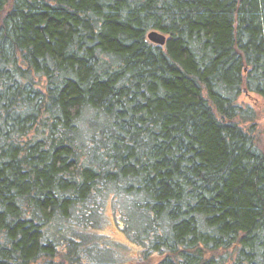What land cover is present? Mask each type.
<instances>
[{
	"label": "trees",
	"instance_id": "trees-1",
	"mask_svg": "<svg viewBox=\"0 0 264 264\" xmlns=\"http://www.w3.org/2000/svg\"><path fill=\"white\" fill-rule=\"evenodd\" d=\"M108 206L139 264H264V0H0V264H125Z\"/></svg>",
	"mask_w": 264,
	"mask_h": 264
},
{
	"label": "rangeland",
	"instance_id": "rangeland-1",
	"mask_svg": "<svg viewBox=\"0 0 264 264\" xmlns=\"http://www.w3.org/2000/svg\"><path fill=\"white\" fill-rule=\"evenodd\" d=\"M240 101L248 104H261V99L254 94H243L240 97ZM115 216L110 206H108L105 212V224L102 229V232L106 234L110 239L118 242H122L128 245L126 249H124V262L125 264H139L137 263L140 258V249L134 244L130 243L125 236L121 232L122 229L118 226L116 227ZM118 228V229H117Z\"/></svg>",
	"mask_w": 264,
	"mask_h": 264
},
{
	"label": "water",
	"instance_id": "water-1",
	"mask_svg": "<svg viewBox=\"0 0 264 264\" xmlns=\"http://www.w3.org/2000/svg\"><path fill=\"white\" fill-rule=\"evenodd\" d=\"M148 39L156 44V45H159V46H165L166 42H167V37L158 32V31H151L149 34H148Z\"/></svg>",
	"mask_w": 264,
	"mask_h": 264
}]
</instances>
